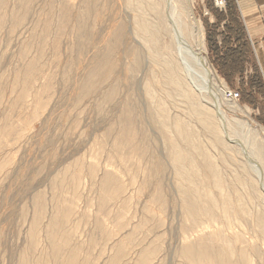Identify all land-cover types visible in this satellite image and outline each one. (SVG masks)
<instances>
[{
	"label": "rangeland",
	"instance_id": "rangeland-1",
	"mask_svg": "<svg viewBox=\"0 0 264 264\" xmlns=\"http://www.w3.org/2000/svg\"><path fill=\"white\" fill-rule=\"evenodd\" d=\"M131 1L33 0L27 11L21 0L0 6V131L10 128L0 135V264H190L184 249L200 241L215 249L214 264H264V202L255 177L238 151L220 146L196 118L191 98L167 82L152 45L135 35L138 7ZM151 2L162 9V0ZM212 3L192 5L205 30L206 57L228 92L240 93L232 102L264 128V76L248 46L216 52L221 27L204 13L214 14ZM228 6L226 46L239 36L243 45L245 28L235 4ZM147 10L142 17L154 19ZM81 15L85 40L76 36ZM99 56L111 57L114 68L84 94ZM28 64L34 72L23 82ZM224 64L227 77L219 70ZM126 114L132 140L117 150ZM164 119L173 125L169 135ZM178 119L198 133L200 150L214 158L223 179L220 190L212 181L205 187L218 204L199 224L185 210L183 191L202 197V190L185 181L168 149L169 138L178 139ZM200 150L192 157L198 163Z\"/></svg>",
	"mask_w": 264,
	"mask_h": 264
},
{
	"label": "bare ground",
	"instance_id": "bare-ground-1",
	"mask_svg": "<svg viewBox=\"0 0 264 264\" xmlns=\"http://www.w3.org/2000/svg\"><path fill=\"white\" fill-rule=\"evenodd\" d=\"M5 1L6 0H0V6L5 5ZM21 1L26 4L27 11L33 0ZM133 1H135L134 3H136L138 7L136 10V27L138 32L135 35L137 38L144 41V43L146 42L147 44L152 45L153 50H151L149 46L148 48H150L155 54L153 55L157 57H155V60H160L167 82L174 86L176 89H172L177 90L181 96L185 97V99L191 98L189 100L193 104L196 118H198L203 126L208 129L211 135L217 138L219 145L224 147V149L229 147L238 151L243 164L249 173L252 174L251 176L255 177L256 192L261 196L264 202V128L260 125L255 126V123L247 118V113L242 110L237 103L232 102V100L228 98V88H226L223 80L218 76L214 67L206 57L205 30L202 22L195 15L192 3L188 0H162L163 5L161 6L162 9H160L154 5L151 0ZM184 3H187L188 5L185 4L187 6L186 8H184ZM147 9L156 13L155 17L153 16L154 19H146L142 17L146 14ZM2 18L3 15L0 16V19ZM85 20L84 15H81L78 17V22L76 21L78 23L76 36L79 40L86 39L87 31L85 30L86 28H84ZM61 22H64V18ZM50 25L51 23L49 21L46 26L49 28ZM88 39L89 38L87 37V40ZM166 44L168 45L167 50L164 49ZM113 68L114 65L111 57H97L93 68L90 73H88L89 75L87 74L88 76L84 79L85 81L82 79L84 82L81 87V92L90 94L96 88V82L107 79V72ZM106 69L107 71L105 72ZM33 70L34 64H30L23 74V82L29 80L32 72H34ZM164 75H162V77ZM161 83L163 82L161 81ZM172 89L171 91H173ZM153 90L151 89L150 91ZM154 92L155 91H153V96H155ZM149 94L152 95L151 93ZM202 102H206L208 106H205ZM164 105L166 104L163 103V107ZM161 106L162 105H160V107ZM229 113L233 116L229 117ZM241 114L244 116L240 117L242 116ZM161 118L163 119V117ZM165 119L161 121L163 126L162 130L166 135H169L168 126L172 124L167 126V121L165 122ZM124 120L126 122H124L125 129L122 134L120 133L121 135L116 140L117 150L121 149L124 145H126L125 147L127 148L132 140V129L129 126L127 114ZM183 120L178 119L174 121V132L178 139L184 141L186 145L183 144L184 147H181L182 144L178 143V139L169 138L168 149L181 165L178 164L181 167V175L185 181L195 185L198 190H202L200 192L202 197H194L190 190L183 191L185 210L189 213L193 222L199 224L206 216L212 215L211 209L218 204V201L212 198V192L205 190V187L208 186L209 181H212L214 187L217 190H220L223 179L220 176L221 171L215 168L216 165L214 163V158L207 151L200 150L201 143L197 136L198 133L196 134V131L191 129V127L188 126V123ZM170 122V119H168V123ZM174 122L172 123L174 124ZM8 129L10 128H7V126L1 129L0 135L5 136L9 134L10 130ZM228 140L237 141L239 145L232 144ZM199 150L202 159L201 163H198L192 158L195 152ZM246 158H249L252 163L247 161ZM199 164H202L201 167L205 169L206 175L207 173L209 174L210 177H208V179L201 176L203 172L199 170ZM223 207L227 208L229 211L233 209L232 205L229 203H225ZM206 228L207 227H202L197 233H204ZM214 251L215 249L207 247L205 242L200 241L192 245H186V248L184 249V258L190 264H214L218 261V255L216 257ZM221 260L225 259L222 258Z\"/></svg>",
	"mask_w": 264,
	"mask_h": 264
},
{
	"label": "crops",
	"instance_id": "crops-1",
	"mask_svg": "<svg viewBox=\"0 0 264 264\" xmlns=\"http://www.w3.org/2000/svg\"><path fill=\"white\" fill-rule=\"evenodd\" d=\"M213 1V0H212ZM239 13V20L242 22L245 32H246V37L243 38V45L240 44L241 39L238 40L237 38L235 39L230 47L226 46V41H228L229 35L227 34V37L225 39L223 29L226 25L229 24V16H228V10L230 11V7L228 6L225 10H219L216 9L214 4L212 5L213 7L211 8L212 11L215 10L212 14L208 12L209 14V23L210 25H214L215 27L220 26L221 29H218V34L219 36L216 37V41L214 49H218L219 51L216 50V52H220V50H224L223 53H220L221 55L223 54H230L231 50L235 51L236 49L243 48L244 44L248 46L251 50L250 57H254L256 60L260 72L264 76V0H231ZM227 5H228V0H227ZM218 17H222V19H217ZM231 49L230 51H228ZM238 49V50H239ZM241 50V49H240ZM217 53V54H218ZM252 72V70H250Z\"/></svg>",
	"mask_w": 264,
	"mask_h": 264
},
{
	"label": "built area",
	"instance_id": "built-area-1",
	"mask_svg": "<svg viewBox=\"0 0 264 264\" xmlns=\"http://www.w3.org/2000/svg\"><path fill=\"white\" fill-rule=\"evenodd\" d=\"M190 3H192V5H205L206 0H188ZM213 4L215 6L216 9L219 10H225L227 8V0H213ZM205 15H208L209 13L204 10ZM227 96L230 100L232 101H239L241 98V95L239 92H235V91H229L227 93Z\"/></svg>",
	"mask_w": 264,
	"mask_h": 264
},
{
	"label": "trees",
	"instance_id": "trees-1",
	"mask_svg": "<svg viewBox=\"0 0 264 264\" xmlns=\"http://www.w3.org/2000/svg\"><path fill=\"white\" fill-rule=\"evenodd\" d=\"M240 38H242V37H238L237 39L238 40H240ZM247 47V45L246 44H244V47ZM250 49V48H249ZM247 57H244L243 59H241L239 62L241 63V67H242V69H243V66H244V64H243V61L246 59ZM222 66V68L220 67V72H222V74H224L225 75V70H226V64H224V65H221ZM242 69H241V71H242ZM226 76V75H225ZM227 77V76H226Z\"/></svg>",
	"mask_w": 264,
	"mask_h": 264
},
{
	"label": "water",
	"instance_id": "water-1",
	"mask_svg": "<svg viewBox=\"0 0 264 264\" xmlns=\"http://www.w3.org/2000/svg\"><path fill=\"white\" fill-rule=\"evenodd\" d=\"M230 143H232V144H236V145H239V143L237 142V141H230V140H228ZM247 159V161H249L250 163H252L251 162V160L249 159V158H246Z\"/></svg>",
	"mask_w": 264,
	"mask_h": 264
}]
</instances>
